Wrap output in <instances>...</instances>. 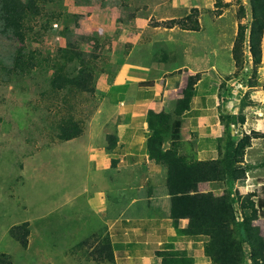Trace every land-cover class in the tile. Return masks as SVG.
<instances>
[{
    "label": "crops",
    "instance_id": "0c3cea01",
    "mask_svg": "<svg viewBox=\"0 0 264 264\" xmlns=\"http://www.w3.org/2000/svg\"><path fill=\"white\" fill-rule=\"evenodd\" d=\"M224 1L230 3L233 0ZM244 1L247 5L248 0ZM91 2L77 4L72 0L69 11L82 16L81 34L96 39L102 55L100 58L116 64L113 73L100 71L94 95L101 102L107 99L110 105H105L106 110L99 105L96 113H115L117 116L113 125L99 123L96 141L92 137L96 128L91 137L84 138L86 128L83 126L80 137L62 142L63 147L72 145L69 149H62L72 148L70 160L73 163L83 158L82 167L88 173L86 187H78L75 195L67 196V200L74 201L86 196L88 213L78 212V220L67 216L62 220L66 225V219L70 218L79 226L88 225L93 229L79 240L77 230L73 228L63 234L64 239L79 241L76 247L84 245L85 250L92 251L100 240L109 238L114 261L101 264H160L157 253L163 251H187L194 258V264H211V259L204 252L206 237L179 236L176 232L170 218L167 190L166 193L159 191L166 184L167 170L150 160L146 151L150 135L147 117L150 111L172 113L177 101L183 97L189 78L198 75L194 97L185 118L190 123L193 136L198 134L199 143H207L204 141L207 140L216 141L218 145L224 128L215 119V103L219 94L216 85L223 75L229 76L233 68V45L229 33L233 27L237 29L238 22L231 20L230 8L217 15L216 0H173L172 7L181 10L182 16L192 9L198 10L200 28L197 31L178 26H156L152 21L153 13L139 14L144 10L148 12L147 6L138 7L137 17L131 19L129 10L120 7L117 0ZM126 12L129 13L127 17ZM262 60L264 64V35ZM78 107H81L80 100ZM201 123H204L205 130L199 128ZM114 142L115 147L108 152L107 147ZM92 143L98 148H91ZM210 154L209 158L190 154V159L196 157V160L206 161L218 158V154ZM53 155L45 156L48 165L53 161L48 158ZM254 172L243 181L244 185L237 183L230 187L233 194L239 193L244 197L264 186V181L260 180L264 175L257 169ZM68 176L69 181L81 183L80 175L68 172ZM255 180L260 186L253 190ZM211 185L216 183H202L199 191L214 193ZM56 224L55 221L49 223L52 226ZM187 226L188 220H181L180 227ZM66 255H63L64 264L68 258ZM87 261L94 264L88 258Z\"/></svg>",
    "mask_w": 264,
    "mask_h": 264
},
{
    "label": "rangeland",
    "instance_id": "374dc122",
    "mask_svg": "<svg viewBox=\"0 0 264 264\" xmlns=\"http://www.w3.org/2000/svg\"><path fill=\"white\" fill-rule=\"evenodd\" d=\"M73 1L93 2V0ZM69 4H72V0L47 6L48 11L62 14V17L55 20L51 27L45 25V21L41 18L29 24L27 47L40 51L42 54L40 58L44 62L43 66L32 72L18 74L9 72L12 57L19 44L0 33V254L7 255L12 264H64L63 255L66 254L70 256L66 255L68 258L65 264H90L87 261L85 248H76L79 241L66 240L63 235L75 228L76 237L81 240L93 230L88 225L79 226L70 218L66 219V225L62 220V217L66 216L78 220V212L88 213L86 196H80L76 201L67 200L68 194L75 195L78 187L79 189L86 187L88 173L85 167H82V157L77 159L78 163H73L70 160L72 148L62 149L64 147L69 149L72 145L63 147L62 142L56 139L57 125L64 110L47 91L52 75L51 64L47 61L52 59L59 49L65 48L68 42H72L86 54L88 59L94 60L98 70L113 73L116 64L114 61L110 64L100 58L102 55L99 50H94L95 43L91 40L93 37L81 34L82 16L69 11ZM172 4L173 0H131L128 2V7L123 9L129 10L131 15L135 8L147 6L148 12L144 10L140 14L153 13L152 21L156 24L182 16L181 10L172 7ZM216 7L219 8L217 15L230 8L231 20L248 26V41L252 23L248 4L246 5L244 0H233L230 3L216 0ZM245 14L246 17L242 18ZM75 15L80 16L79 21L74 17ZM128 15L129 13L126 12L125 16ZM45 20L49 22V19ZM234 23L233 25H236ZM238 23L237 29L232 26L233 30L231 34L229 33L232 48L238 33ZM244 51L246 59L244 68H238L234 61L230 75H223L216 85L219 94L215 103V119L221 122L223 116L226 118L229 116V119L235 116L233 119L235 124L231 126V132L235 143L240 144L238 147L244 150L241 165L247 171L246 179H248L254 175L255 169L259 174L264 175V64L263 60L259 66L253 64L248 42L245 43ZM94 55L98 57L93 59L91 56ZM73 66L71 65L70 68ZM77 100L81 101V107H78L79 113L77 112L76 116L79 120H83L84 129L86 128L84 138L91 137V133L96 128L92 136L96 141L99 123L113 125L117 114L95 112L99 105H102L104 110L110 106L107 99L101 102L99 97L93 95L78 96ZM203 126L204 123H201L199 128L205 130L206 127ZM198 138V134H195L193 139L184 142L180 147V153L188 156L195 154L197 158H209L210 153L218 154L216 141L204 140L207 143L201 144ZM94 147L98 148L92 143L91 148ZM50 154H54V157L49 156L48 159L53 161L48 165L45 156ZM196 157L193 160H196ZM250 166L253 169L250 170ZM68 172L74 176L80 175L81 183L69 181ZM72 179L73 177L70 178ZM260 180L264 181V176ZM253 182L255 183L256 180ZM243 183L242 181L239 186L244 185ZM258 186L260 184H256L253 190L258 189ZM227 187L233 193L228 185L224 188L217 184L211 185L210 189L221 196ZM260 188L250 193L253 195L251 200L256 203L259 199L257 197H264V186ZM165 190L166 184L163 189H159L166 193ZM242 202L244 203L243 197L238 202L240 206ZM246 204L252 206L251 201ZM53 221L57 224L49 225ZM24 222H28L31 227L29 245L26 249L9 233L12 227ZM255 225L260 227L264 234V219L260 218ZM245 247L247 250V244ZM246 264H250L249 261Z\"/></svg>",
    "mask_w": 264,
    "mask_h": 264
},
{
    "label": "trees",
    "instance_id": "16d2710c",
    "mask_svg": "<svg viewBox=\"0 0 264 264\" xmlns=\"http://www.w3.org/2000/svg\"><path fill=\"white\" fill-rule=\"evenodd\" d=\"M61 1L64 0H0V33L19 44L12 57L10 73L32 72L43 66L41 52L27 47L29 24L41 18L45 21V25L51 27L55 20L62 17V14L48 11L47 6ZM130 1L117 0L122 8H127ZM82 3L86 2L80 4ZM248 6L252 18L249 40L247 41L248 26L239 23L232 50L233 59L240 69L244 68L246 60L244 51L246 42L253 64L259 66L262 62L264 0H248ZM137 12L138 8L134 9L129 17L136 18ZM74 17L79 21L80 16ZM198 17V10L192 9L187 15L155 25L165 28L178 26L184 30L197 31L200 28ZM245 17L246 14L242 16ZM45 19H49V22ZM91 40L94 41V50L97 51L99 48L96 39L91 38ZM91 57L96 59L98 56ZM47 62L51 64L52 71L47 91L64 110L57 125L56 139L60 142H68L80 137L84 131L83 120H79L76 116L77 98L93 96L96 93V81L100 70L94 60L88 59L86 54L72 42H68L65 48L59 49ZM71 65L74 66L70 68ZM198 80V75L189 78L183 97L177 101L172 113L154 111L148 113L150 135L146 142L147 154L150 160L167 170L166 190L170 198V218L178 235L206 237L205 255L211 259V264H246L248 260L251 264H264V236L261 228L255 225L260 218L264 219V197L259 198L256 203L251 200L253 195L249 194L243 197V200L245 204L251 201L252 206L247 204L246 206L243 202L240 206L238 202L242 197L239 193L233 194L228 188L221 196L213 192L199 191V185L202 183L231 187L246 179L247 171L241 165L244 150L238 147L240 144L235 143L231 132V126L235 124L233 120L235 116L230 115V119L229 116L221 118L224 133L218 139L217 159L192 160L191 155L180 153L181 145L193 136L185 114L190 109ZM115 145L116 142L109 145L107 151L111 152ZM183 219L188 220L186 228L180 227ZM9 233L24 249L28 248L31 235L28 222L12 227ZM86 252L87 258L94 264L114 261L111 242L107 237L100 240L92 251L86 250ZM157 256L161 259L160 264H194V258L187 251H163L158 252ZM0 264H12V262L7 255L0 254Z\"/></svg>",
    "mask_w": 264,
    "mask_h": 264
},
{
    "label": "built area",
    "instance_id": "2783aa9c",
    "mask_svg": "<svg viewBox=\"0 0 264 264\" xmlns=\"http://www.w3.org/2000/svg\"><path fill=\"white\" fill-rule=\"evenodd\" d=\"M55 27H57V25H55Z\"/></svg>",
    "mask_w": 264,
    "mask_h": 264
}]
</instances>
